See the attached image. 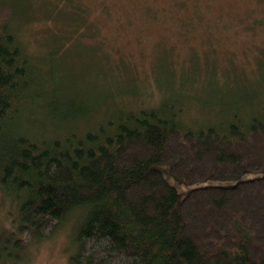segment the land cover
<instances>
[{
  "label": "trees",
  "instance_id": "16d2710c",
  "mask_svg": "<svg viewBox=\"0 0 264 264\" xmlns=\"http://www.w3.org/2000/svg\"><path fill=\"white\" fill-rule=\"evenodd\" d=\"M82 5L58 0L47 13H75L62 19L74 26ZM14 12L0 22V189L16 203L0 232V264L18 262L31 240L49 236L74 210L81 214L67 264H264V186L257 189L264 161L263 171L245 177L254 172L246 160L264 157L257 96L224 99L225 117L195 127L183 121L176 100L164 98L106 110L80 131L75 124L88 106L60 97L49 69L23 49L21 14ZM202 160L238 172L191 177ZM176 165L186 171L177 173ZM221 178L234 181L215 182ZM198 194L205 199L187 211ZM235 195L245 196L242 207ZM211 229L219 238L203 234Z\"/></svg>",
  "mask_w": 264,
  "mask_h": 264
},
{
  "label": "rangeland",
  "instance_id": "374dc122",
  "mask_svg": "<svg viewBox=\"0 0 264 264\" xmlns=\"http://www.w3.org/2000/svg\"><path fill=\"white\" fill-rule=\"evenodd\" d=\"M22 1L26 6L19 10L16 0L0 4V22L20 12L23 49L49 69L61 98L88 106L75 124L80 131L102 120L106 110L155 106L164 98L176 100L183 121L194 127L225 117L218 103L224 99L253 94L260 103L256 108L264 107V0H82L81 24L75 20L74 26L62 19H75V13H47L58 0ZM50 48L55 54L50 55ZM252 140L255 145L257 138ZM205 161L189 170L191 177L238 172L233 166L210 169ZM246 161L254 172L245 177H252L262 170L264 157ZM175 169L186 171L178 165ZM202 196L195 195L184 208L188 211ZM231 198L244 205V195ZM15 206L0 189V232L11 225ZM80 214L71 212L49 236L31 240L22 259L6 264H67L75 251ZM209 231L202 232L219 238L217 231Z\"/></svg>",
  "mask_w": 264,
  "mask_h": 264
},
{
  "label": "bare ground",
  "instance_id": "6f19581e",
  "mask_svg": "<svg viewBox=\"0 0 264 264\" xmlns=\"http://www.w3.org/2000/svg\"><path fill=\"white\" fill-rule=\"evenodd\" d=\"M2 232V231H1ZM15 235V234H14ZM74 235V234H73ZM18 252V251H17ZM69 259V258H68ZM69 262V261H68Z\"/></svg>",
  "mask_w": 264,
  "mask_h": 264
}]
</instances>
